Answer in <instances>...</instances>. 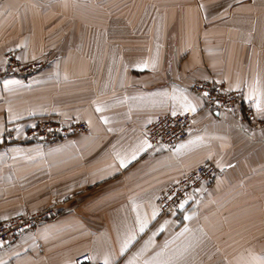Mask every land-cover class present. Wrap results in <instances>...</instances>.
Listing matches in <instances>:
<instances>
[{"label":"crops","instance_id":"0c3cea01","mask_svg":"<svg viewBox=\"0 0 264 264\" xmlns=\"http://www.w3.org/2000/svg\"><path fill=\"white\" fill-rule=\"evenodd\" d=\"M8 51L45 66L0 76V221L58 213L1 244L0 264H264V129L191 90L213 80L264 116V0H0V66ZM184 112L185 140L148 147L147 125ZM44 117L89 131L23 141ZM206 161L216 176L161 215L160 196Z\"/></svg>","mask_w":264,"mask_h":264},{"label":"built area","instance_id":"2783aa9c","mask_svg":"<svg viewBox=\"0 0 264 264\" xmlns=\"http://www.w3.org/2000/svg\"><path fill=\"white\" fill-rule=\"evenodd\" d=\"M5 60V64L0 66V76L25 77L40 71L45 66L42 60L23 62L14 51H8L5 54ZM191 90L201 97L210 109L228 114L239 125L251 129H264V116L257 114L253 104L244 99L241 90L227 89L225 85L213 80H197L192 83ZM194 117L193 112L161 115L145 128L148 143L151 147H174L188 137ZM88 131L89 125L85 121L75 120L66 123L56 118L44 117L25 129L22 140L62 141ZM7 137L10 140L17 139L15 130L10 129ZM2 143L3 138L0 136V144ZM217 171L215 164L206 161L185 172L158 199L160 214L168 215L183 211L189 195L211 181ZM56 213L58 209L49 205L38 211L0 221V245L15 240L27 230L39 228ZM74 264L106 263L94 262L88 252H83L75 258Z\"/></svg>","mask_w":264,"mask_h":264},{"label":"snow or ice","instance_id":"6c2138e0","mask_svg":"<svg viewBox=\"0 0 264 264\" xmlns=\"http://www.w3.org/2000/svg\"><path fill=\"white\" fill-rule=\"evenodd\" d=\"M260 107V105H259V103H257V108H259ZM98 111H99V109H97ZM191 110L192 111H195V108H191ZM173 115H175V113H173ZM146 143V142H145ZM148 147H151V145H148ZM141 150H143V149H141ZM133 158H135V157H133ZM122 166H123V162H122ZM183 205H181V207H182ZM141 231H143V227L141 228Z\"/></svg>","mask_w":264,"mask_h":264}]
</instances>
